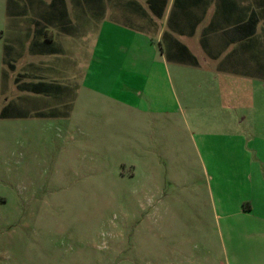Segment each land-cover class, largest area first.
<instances>
[{
    "label": "rangeland",
    "instance_id": "1",
    "mask_svg": "<svg viewBox=\"0 0 264 264\" xmlns=\"http://www.w3.org/2000/svg\"><path fill=\"white\" fill-rule=\"evenodd\" d=\"M158 2L0 0V264H264V0L253 46L222 13L247 0ZM113 7L142 33L95 52ZM27 25L54 35L46 95L13 83Z\"/></svg>",
    "mask_w": 264,
    "mask_h": 264
},
{
    "label": "crops",
    "instance_id": "2",
    "mask_svg": "<svg viewBox=\"0 0 264 264\" xmlns=\"http://www.w3.org/2000/svg\"><path fill=\"white\" fill-rule=\"evenodd\" d=\"M146 1H148V3L146 2L148 10L139 1L137 2L135 0H126V3L129 2L128 4L132 5L135 10L137 11L139 10L138 13L139 12L141 13V11H144L145 13L147 11H150L152 13L153 12L151 9L152 7H155L156 11L159 9L160 2H158V0H152L153 2H151L150 0H146ZM253 1L254 0H247V3L239 4L236 6H231L222 11V13L226 15L227 21H229L230 19L233 20L232 22L233 25L227 28V31H228L227 38L235 39V38L242 37V38L248 39V41L246 42V45H249V46L254 45L253 38H254V31L258 29L259 10H258V6L253 7L254 4L251 5ZM255 1L258 5L259 0H255ZM255 7H257V10L255 9ZM131 12H132L131 10L126 9L125 7H122L120 9H118L117 7H113V13L109 12V14L114 15L113 16L114 18H109V19L102 18V22L100 23V25L95 27V52L98 49L99 45L103 46V44H100V41L102 38L101 36L102 35L106 37L112 36L114 32L117 35L122 34L126 36V37L121 38V39L127 38V41L120 40L119 43L121 44V46L131 45L130 38L133 35V30L139 33L142 31L141 28H138L137 26L134 27L129 23L128 19L130 18ZM152 14L154 15V13ZM26 30H27L26 35L28 37H31L30 39L31 42L30 40L28 42L29 44L31 43L30 45L32 46L31 49L28 47V52H30L29 53L30 58L26 61V64L24 63L19 64L21 55L13 59V62H11L10 64L12 67V71L14 72L13 83H14L15 88H17V90L26 89L28 91L37 93L39 95L41 94L46 95L51 92L52 87H53L51 80H47V78H50V69L52 68V65L48 63L49 59L47 58L42 59V57L45 56L46 54L50 55L52 52L57 51L56 48H53L55 46L52 45V42H51L53 40L54 35L52 32H47L45 35L38 36L37 34L41 32H37V30L39 29H37L36 27H32L31 25H27ZM106 39L108 40V38ZM107 40L102 38V43H104ZM168 45L171 47L174 46L175 48L173 51L179 52V53L182 50L186 49L183 44L177 43L176 41H173V40H170ZM41 54L42 56H39L40 58L37 59L36 57ZM174 56H177V55H171L170 60H168L167 56L163 54V52H161L160 60L162 61L161 62L162 66L167 67V63L168 64L172 63L171 64L172 70L175 73H177L178 70L180 69L178 64L181 63V60H178V57L175 58ZM212 59H216V58L212 57ZM26 65L28 67H26ZM200 65L201 64L199 62L198 63L196 62L194 64L195 67L200 66ZM168 68L169 67H167V70ZM20 75H21V79L19 78ZM212 79H213V85H214V83H216L215 80L217 79V75H213ZM216 91H217V95L219 99L216 104L219 108L223 106V108L226 109V108H229V106H231L232 104L234 105V102H229V104L223 105L224 104L223 98L221 97V94L218 92V90ZM263 103L264 102H260L259 93H257L255 99H253L249 105L250 106L252 105L253 110L259 115V113H261L260 106L261 104L263 105ZM241 119L242 118H240L239 121H241ZM224 120L230 125L229 119H224ZM224 120L220 119V122L224 123ZM257 120L260 123V117H257L255 119L256 123H257ZM220 122H217V123H220ZM244 176L247 177L248 179L251 178L245 174ZM250 199H251V202L247 210L250 208L252 209L253 207L252 196L250 197ZM241 210L246 211L245 208H241Z\"/></svg>",
    "mask_w": 264,
    "mask_h": 264
},
{
    "label": "trees",
    "instance_id": "3",
    "mask_svg": "<svg viewBox=\"0 0 264 264\" xmlns=\"http://www.w3.org/2000/svg\"><path fill=\"white\" fill-rule=\"evenodd\" d=\"M151 2H153L152 0H150Z\"/></svg>",
    "mask_w": 264,
    "mask_h": 264
}]
</instances>
